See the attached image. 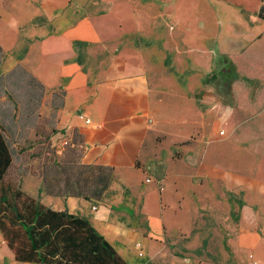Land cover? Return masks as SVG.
<instances>
[{
  "label": "crops",
  "instance_id": "obj_1",
  "mask_svg": "<svg viewBox=\"0 0 264 264\" xmlns=\"http://www.w3.org/2000/svg\"><path fill=\"white\" fill-rule=\"evenodd\" d=\"M0 49L52 98L61 95L60 123L80 132L84 143L80 163L116 174L106 202L51 195L44 175H24L23 193L88 218L127 264L187 231L208 187L231 178L224 151L251 139V132L238 135L236 114L261 113L253 124L264 129L262 88L246 90L262 97L257 105L206 111L216 120L206 146L202 136L174 158L159 140L161 108L173 110L172 99L184 91L175 85L176 59L195 58L201 70L214 71L213 58L227 57L239 72L264 82V0H0ZM202 112L194 124L200 133ZM184 124L181 134L189 130ZM262 250L259 241L255 260L264 263ZM0 264L36 263L17 261L0 231Z\"/></svg>",
  "mask_w": 264,
  "mask_h": 264
},
{
  "label": "rangeland",
  "instance_id": "obj_2",
  "mask_svg": "<svg viewBox=\"0 0 264 264\" xmlns=\"http://www.w3.org/2000/svg\"><path fill=\"white\" fill-rule=\"evenodd\" d=\"M9 59V55L0 51V128L13 154L10 175L20 181L27 174L45 175L53 181L70 179L66 190H87L89 185L84 178L88 173L80 169L84 143L80 132L60 123L61 95L52 98L26 69ZM194 59L186 56L175 60V85L183 86L184 91L172 99L176 105L173 110L161 108L159 140L174 158L184 157L185 149L193 147L202 136L207 145L216 121L206 113L212 105L228 111L234 106L263 101L258 95L247 96L246 90L257 94L264 88V82L239 72L227 57L213 58L210 65L212 70L216 65L214 71L201 70ZM237 82L241 87L238 85L235 93L230 92ZM183 105H190L189 111L178 108ZM200 110L205 116L201 133L194 127ZM260 114L240 111L237 118L233 117L239 136L251 132V139L243 138L249 146L240 144L224 151L229 154L226 162L232 166L231 178L208 187L207 199L196 208L187 231L160 240L150 254H139L134 264H250V255L258 258V242L264 243V152L251 147L264 148L260 139L261 135L264 137V129L258 130L262 125L256 128L253 124ZM183 124L189 128L185 134L180 132ZM221 132L224 129H220L219 136H225ZM79 177L80 183H74ZM112 195L109 188L102 202ZM261 256L264 258V250Z\"/></svg>",
  "mask_w": 264,
  "mask_h": 264
},
{
  "label": "trees",
  "instance_id": "obj_3",
  "mask_svg": "<svg viewBox=\"0 0 264 264\" xmlns=\"http://www.w3.org/2000/svg\"><path fill=\"white\" fill-rule=\"evenodd\" d=\"M13 163L10 145L0 128V231L17 261L36 264H127L88 218L53 210L23 193L22 181L10 175ZM80 169L88 173L84 178L89 185L87 190L70 192L66 190L70 179L56 178L53 182L44 175L47 193L102 202L104 193L109 191L115 180L114 170L84 165H80ZM80 180L79 177L74 183H80Z\"/></svg>",
  "mask_w": 264,
  "mask_h": 264
},
{
  "label": "built area",
  "instance_id": "obj_4",
  "mask_svg": "<svg viewBox=\"0 0 264 264\" xmlns=\"http://www.w3.org/2000/svg\"><path fill=\"white\" fill-rule=\"evenodd\" d=\"M80 119L84 120L85 124H90L91 120L83 115H80ZM224 132H221V135H223ZM147 183H152V179L151 178H147ZM96 209V208H94ZM140 255H143L142 253ZM250 264H258V261L255 260L254 255H250Z\"/></svg>",
  "mask_w": 264,
  "mask_h": 264
}]
</instances>
